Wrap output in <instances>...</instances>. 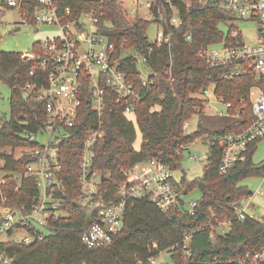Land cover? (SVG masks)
Masks as SVG:
<instances>
[{
    "label": "trees",
    "instance_id": "1",
    "mask_svg": "<svg viewBox=\"0 0 264 264\" xmlns=\"http://www.w3.org/2000/svg\"><path fill=\"white\" fill-rule=\"evenodd\" d=\"M5 1L1 0V3L5 4ZM188 1L186 10L182 4L178 5L183 22L175 31L170 48L159 45L152 46L151 50L147 29L154 21L137 15L128 23L116 0L54 1L62 11H70L64 22L77 19L91 9L98 11L100 29L113 45L114 57L127 79L134 84L139 100L133 102L132 113H125L130 99L118 100L116 93L106 87L103 113L99 118L91 107L87 85L81 87V104L74 126L69 129V136L58 144V177L63 190L56 191L55 195L63 200L68 216L57 220L52 233L41 241L30 244L0 241V255L10 258V264H150V259L160 252L169 255L168 264H239L246 254L264 250V217L239 220L232 209L233 204L251 194L241 182L250 176L264 175V164L253 161L257 144L251 145L245 158L224 174L218 171L221 147L214 146L203 165L202 176L193 181L183 177L178 182L186 194L199 191L200 197L192 209L182 202L161 210L145 197L133 199L126 206L122 230L109 245L89 248L81 241L94 213L79 200L78 163L85 133L97 127L99 120L105 135L96 144L93 167L106 174L100 191L107 201L113 202L117 201L119 185L125 179L124 169L149 160L162 162L172 170L180 169L182 146L205 135L241 131L252 121L248 88L254 77L219 79L218 71L207 67L197 55L201 47L224 39L226 33L219 25L232 16L212 0ZM156 2L160 4L162 0ZM36 6L35 0H29L18 8L21 18L28 24L33 25ZM170 16L171 11L165 7L163 18L168 21ZM104 22L110 26H103ZM187 34H190V40L186 39ZM30 50L37 53L39 41L34 42ZM139 57L143 58L144 68L159 74L152 86L141 83ZM169 57L172 60L170 67ZM30 69L31 63L23 60L21 52L0 50V82L10 90V117L0 116V160L3 168L10 172L6 183L0 186V205L4 199L6 205H25V209L30 208L37 192L36 182L17 180L25 159L15 158L13 150L37 144L30 140V134L40 130V121L44 118V104L25 98L21 91L28 81L35 79L29 75ZM168 69L172 83L165 74ZM210 84H214V94L231 102L234 108L240 107L241 100L247 106L238 119L227 118L228 123L223 128L210 130L199 122L194 133L186 134L184 122L195 114L202 118L206 108V100L195 95ZM129 114L134 121L128 118ZM134 122L141 133L138 149L133 147ZM5 149H11L12 153L4 152ZM220 221L228 222L227 230L210 237V224ZM186 234L190 235L188 256H184L182 249ZM154 243L156 247H153ZM244 264H264V260H246Z\"/></svg>",
    "mask_w": 264,
    "mask_h": 264
},
{
    "label": "built area",
    "instance_id": "2",
    "mask_svg": "<svg viewBox=\"0 0 264 264\" xmlns=\"http://www.w3.org/2000/svg\"><path fill=\"white\" fill-rule=\"evenodd\" d=\"M29 0H6L5 4L11 8H20ZM55 0H35L37 6L34 10L33 25L55 26L59 34L39 40V51L24 52L22 58L31 63L29 75L35 79L28 81L21 89L23 96L33 98L44 104V118L40 121V130L30 134V140L37 144L33 147H20V155L15 158H24V169L17 175V180H34L37 192L32 197L29 209L21 207L0 205V235L7 236V241L30 244L43 240L51 234L54 223L68 216L63 206V200L56 197V191L62 192L63 186L58 177L60 171V154L58 144L69 136V129L74 126L81 104V87L87 85L92 109L100 118L104 107L105 88L112 89L118 100H128L125 113H132L133 102L139 100L134 84L129 81L126 74L119 67V61L114 57L113 45L109 43L106 35L99 26V13L91 9L82 13L77 19L64 22L70 14L69 9L62 11L54 5ZM206 0H199L205 2ZM216 5L225 9L232 19L227 23V31L220 42L201 47L197 55L207 67L217 70V77L222 80H233L240 76H252L254 80L248 88V101L252 121L241 131H226L220 134L205 135L206 148L198 154H192L189 159L206 164L212 148L221 147V157L218 171L224 174L235 163L245 158L246 152L253 144L262 145L264 151V0H212ZM179 4L186 10L188 0H131L129 15L136 17L141 8L148 9L146 19L153 20L158 27L152 46L166 45L170 48L175 31L183 22ZM165 7L171 11L169 20L163 18ZM85 17L87 22L80 19ZM249 22L255 26L253 40L246 43L243 39L242 23ZM22 23L28 24L25 18ZM103 26L109 27L108 22ZM70 27L75 30L71 31ZM190 34L186 39L190 40ZM138 64L143 65V58H138ZM172 63L169 57V67ZM140 70V80L143 86H152L158 80V73L152 69ZM165 71L169 83L173 77ZM214 84L208 85L200 93L206 100V105L214 102L220 107L216 115L236 120L247 106L241 100L239 108H234L231 102L217 97L213 91ZM132 100V101H131ZM187 128V121L183 130ZM105 132L99 120L97 127L86 131L80 158L79 172V200L92 209V221L84 229L81 241L89 248L109 245L115 235L123 228V218L126 206L130 200L147 198L159 209L167 210L185 203V191L174 178V170L162 162L149 160L124 169V181L119 185L117 201H107L100 191V184L106 174L93 167L96 157V144L102 140ZM40 136V138H38ZM204 137V136H203ZM256 148V150H257ZM181 149H187L182 146ZM264 164V158H263ZM10 172L0 166V186L6 183V176ZM103 178V179H102ZM264 180V175L262 176ZM18 190V185L15 191ZM257 194L263 195L261 191ZM252 195L242 198L232 205L239 220L253 218L261 220L249 212L252 206ZM196 200H190L188 207L193 208ZM227 221L210 224L209 236L225 233ZM23 231L18 236V231ZM190 235L186 234L182 241L184 256L190 255L188 242ZM156 247V244H153ZM174 249L171 248V251ZM150 259V264H168L159 261L158 257ZM246 260L263 261L264 250L254 254H246L239 264ZM11 259L0 255V264H10Z\"/></svg>",
    "mask_w": 264,
    "mask_h": 264
},
{
    "label": "rangeland",
    "instance_id": "3",
    "mask_svg": "<svg viewBox=\"0 0 264 264\" xmlns=\"http://www.w3.org/2000/svg\"><path fill=\"white\" fill-rule=\"evenodd\" d=\"M122 9L124 18L128 23H131L136 17L129 15L128 10L130 9L131 0H116ZM146 1V0H145ZM140 12L142 15L139 16L146 18L148 16V9L141 8ZM82 22L86 23L87 19L82 17L80 19ZM243 27V39L246 43L253 40L252 36L254 34L255 26L252 23L244 22ZM157 23L151 22L147 29V36L149 40H153L157 30ZM220 29L225 33L227 31V23H220ZM71 31H74V27H70ZM58 29L55 26H35L31 24L22 23L21 16L19 15L17 8L8 7L6 4H2L0 0V50L6 52H27L31 49L34 42L58 35ZM139 70L145 73V69L142 65H138ZM9 88L0 82V116L9 118L10 117V106H9ZM195 96L203 97L202 93H198ZM211 103L206 105L203 112L202 118H199L198 114H195L187 121V128L185 129L186 134H192L196 131L198 123L201 122L205 127L210 130H215L218 128H223L227 123L228 119L216 115V109L220 107L216 104L211 95L208 96ZM128 118L134 121L132 115H128ZM135 124V122H134ZM136 138L133 143V147L138 149L141 144V133L136 126ZM197 138L192 144L187 146V149L183 150L181 159V168L174 170V178L179 182L183 177L188 181H193L202 176L204 172V163H197L189 159L192 154H198L206 148L205 138ZM40 138V136H38ZM4 152L12 153L11 149H5ZM13 155H20L18 149L13 150ZM264 158V151L262 150V145L258 146L254 156L253 161L256 164H262ZM0 166H3V161L0 160ZM242 185L248 188L252 195V206L249 212L256 217H264V180L261 176H250L241 182ZM256 191H261L263 195H259ZM200 197L198 190H194L185 196L186 205L190 200H197ZM227 230V226L224 227ZM18 236L23 234V231L17 232ZM7 240V236L0 235V241ZM159 261L164 263H169V255L166 252H162Z\"/></svg>",
    "mask_w": 264,
    "mask_h": 264
},
{
    "label": "crops",
    "instance_id": "4",
    "mask_svg": "<svg viewBox=\"0 0 264 264\" xmlns=\"http://www.w3.org/2000/svg\"><path fill=\"white\" fill-rule=\"evenodd\" d=\"M139 14H140V15H142V13H141V12H139ZM139 14H138V15H139ZM19 15H20V13H19ZM130 16H131V15H130ZM21 20H22V18H21ZM21 53H24V52H21Z\"/></svg>",
    "mask_w": 264,
    "mask_h": 264
},
{
    "label": "water",
    "instance_id": "5",
    "mask_svg": "<svg viewBox=\"0 0 264 264\" xmlns=\"http://www.w3.org/2000/svg\"><path fill=\"white\" fill-rule=\"evenodd\" d=\"M28 52H30V50H29ZM102 179H103V178H102Z\"/></svg>",
    "mask_w": 264,
    "mask_h": 264
}]
</instances>
